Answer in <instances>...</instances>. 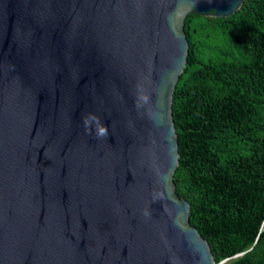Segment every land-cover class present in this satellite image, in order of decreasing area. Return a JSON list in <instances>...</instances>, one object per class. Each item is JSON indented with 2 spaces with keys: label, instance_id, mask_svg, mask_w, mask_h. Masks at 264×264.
Instances as JSON below:
<instances>
[{
  "label": "water",
  "instance_id": "water-1",
  "mask_svg": "<svg viewBox=\"0 0 264 264\" xmlns=\"http://www.w3.org/2000/svg\"><path fill=\"white\" fill-rule=\"evenodd\" d=\"M243 2L0 0V264H215L175 192L172 96L186 16Z\"/></svg>",
  "mask_w": 264,
  "mask_h": 264
},
{
  "label": "trees",
  "instance_id": "trees-1",
  "mask_svg": "<svg viewBox=\"0 0 264 264\" xmlns=\"http://www.w3.org/2000/svg\"><path fill=\"white\" fill-rule=\"evenodd\" d=\"M183 29L175 192L215 264H264V0L228 17L189 14Z\"/></svg>",
  "mask_w": 264,
  "mask_h": 264
},
{
  "label": "clouds",
  "instance_id": "clouds-1",
  "mask_svg": "<svg viewBox=\"0 0 264 264\" xmlns=\"http://www.w3.org/2000/svg\"><path fill=\"white\" fill-rule=\"evenodd\" d=\"M93 122H95V135L96 138H103L106 137L108 134V130L106 126H103L100 122V119L93 114H89L88 116L84 117L83 124L85 127V131L88 134H92L93 132ZM222 263V262H221Z\"/></svg>",
  "mask_w": 264,
  "mask_h": 264
}]
</instances>
